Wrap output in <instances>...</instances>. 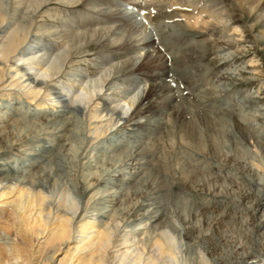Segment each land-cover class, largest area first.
<instances>
[{"label": "bare ground", "instance_id": "6f19581e", "mask_svg": "<svg viewBox=\"0 0 264 264\" xmlns=\"http://www.w3.org/2000/svg\"><path fill=\"white\" fill-rule=\"evenodd\" d=\"M4 3L0 0V264L57 259V264H111V252H119L116 264H181L179 240L193 254L185 264H264V141L229 109H216L206 132L192 122L193 112L188 119L189 109L166 83L168 64H149L160 55V37L141 35L135 7L120 0ZM177 3L168 0L170 6ZM82 4L86 10L78 8ZM196 10L183 17L205 23V9ZM258 10L264 11V0ZM42 34L61 44L51 51L39 48ZM100 41L124 51L146 50L136 69L142 84L136 80L130 90L127 79L109 80L115 64L132 61L128 50L115 63L109 54L104 63L93 56L94 73L76 65L59 80L63 65L74 63L75 50ZM182 67L169 73L183 75ZM13 88L23 89L25 101H4ZM141 93L142 102L127 116ZM34 103L32 111L26 109ZM81 120L86 129L78 135ZM41 140L62 150L46 164L33 144ZM229 143L231 155L224 150ZM249 145L259 161L244 154ZM237 148L246 151L240 155ZM15 158H31L32 169L17 175ZM58 179L71 189L49 194L46 184L54 188Z\"/></svg>", "mask_w": 264, "mask_h": 264}, {"label": "rangeland", "instance_id": "374dc122", "mask_svg": "<svg viewBox=\"0 0 264 264\" xmlns=\"http://www.w3.org/2000/svg\"><path fill=\"white\" fill-rule=\"evenodd\" d=\"M120 1L125 3V5H131L132 7H135V11L139 15V21L141 22L140 24H142L141 35L147 33V36L152 38L151 35L157 33L159 34L158 37H160V39L157 40V45H162L159 46L161 49L159 51L160 55H153V57H155V61L150 63V60L149 64H155L156 67H159L157 65H159L162 60H165V63L168 64L166 66V70H168V74L170 75L167 77L168 80L166 79V83H170L168 86L172 89V95L178 96L179 102L183 104L180 105L182 107L184 106L183 108L185 110H190H186V113H190L187 115L188 119H190V116L192 117L193 112V116L196 118H191V120H194L192 122H194L195 125H198V127L206 132V129L211 128L212 124L214 123L213 120L215 118L213 114L215 111H221V109L224 112L235 111L239 114V116H241V118L243 117L245 125L249 128V131H251V133L253 131L254 135H258L261 141H264V11L262 12L258 10L261 0H178L177 5L174 6H170L168 4V0H141L143 7L135 4L134 0ZM2 2L4 3V0H2ZM5 4L8 3H4V5ZM55 6L57 7V5ZM78 8L83 11L87 9V6L82 4ZM202 8L207 11L206 12L204 10L203 12V18L205 17L204 19L206 21L205 23L199 22V24L197 23L194 25L189 23L187 19L183 17L185 12H196V9L200 10ZM108 13H110V11ZM45 20L51 21L47 17H45ZM52 23L55 24V26H60L61 24V22L58 20H53ZM234 26H236L239 31L231 32V30H229ZM60 28L61 27H59V30ZM67 37L70 39L72 37V33H69ZM59 43V41L55 42L53 39L51 40L49 35L42 34L40 37L39 48L47 47L48 49L46 50L51 51L52 47L55 48L61 44ZM31 44H34V42H31ZM115 49L116 47H110V44L101 41L98 43H85L84 46L78 48L72 53L71 58L74 60V63L63 65L61 73L58 75L59 80L63 79L64 81L65 79L62 78L63 71L73 70L72 68L77 67L78 65L83 68V72H87L86 74H90L89 71L94 73L92 66V58H94L93 56L100 55L101 59L99 60L102 62H105V59L110 56L109 58L112 59V63H115L118 60H124V57H120L118 55H120V53L127 52L128 50V53L130 52L129 55L131 56L129 59L132 58V61H130L132 64H130L129 61H126L128 63H121L123 67L119 64H115L109 80H117L119 82L126 83L125 81L127 79L129 83H127V88H130V90L133 89L137 84H142L141 81L143 80L140 79V77L142 78V74H137L136 69L143 66V63L145 62L146 50H140L139 53L137 51H129V49H125L126 51L123 49V51L119 50V48L116 50ZM227 54L229 55L227 56ZM175 58L177 60L176 63L178 62L179 65L181 64V66H184L182 67L185 71L183 72V75L181 73L178 74V72H171L172 74L169 73V70H174L178 65H175ZM252 58L256 59L255 64H250L248 62ZM84 59H87L88 61H83ZM182 60H186L185 65ZM116 71H118V73H116ZM112 76L114 79H112ZM137 78L141 81H139ZM10 79L11 78H9L8 81ZM136 80L139 83H137ZM71 86L74 88L75 85L71 84ZM9 91L12 94L9 98L8 96L4 98L5 102L14 103L20 101V99L25 101L26 98L24 95H22L23 89L19 90L17 88H13ZM105 93L107 94L108 92ZM141 97L142 93L135 101L133 108L130 109L127 116L132 110L134 111L136 105H139L142 102L143 97ZM41 98L42 96L39 95L37 101ZM26 106V109H30L29 111H32L34 107H37L35 103L30 107L28 105ZM61 113L63 112L56 114L57 118L61 117ZM76 115L80 117L78 112L75 113V116ZM145 119L146 118L142 120ZM204 119L206 120L204 121ZM204 123L205 125L207 123V126H205ZM79 125L81 129H78L77 134L81 135L86 129V126L84 127V125H86V121L81 120ZM202 125H204L206 128ZM224 128H226L228 131L230 130L232 133H235L231 123H225ZM111 133H113V131ZM114 136H116V134ZM109 137V134H107V137L103 138L100 142H106L107 138ZM40 142H35L33 144H36L35 148L37 152H40L41 154L43 153L42 157L39 156L38 158L40 159L41 163H48L50 157H53L62 151L59 149L61 147L57 146V144H54L53 147L51 146L50 148L48 146L49 143L47 140H41ZM228 146L230 149L224 148V150L226 153H228V155H231L234 153V149L230 143ZM250 147L251 146L249 145V149H251L250 153H244L246 151L244 148H237V154H248L252 157V159L259 161L260 156L256 154L252 147ZM174 148L175 146L172 148V152L175 151ZM192 154H194V152H192ZM184 155L182 154V156L185 157L184 159H186L187 157ZM11 160L13 161L11 163L17 175L26 173L27 170L32 169L30 166V163L33 162L31 158H29L27 161H22L18 158ZM249 161L252 160L249 159ZM61 174H64V172L62 171ZM46 188L47 191L51 189L49 194L54 192V195L55 191L61 192L63 188L71 189V187H66L65 181L63 179H58L54 188L49 184H46ZM179 242H181L179 243V262L181 264H185L188 258L193 257V254H191L192 252L185 244L183 245L182 240H179ZM118 253L119 252L109 253V262L111 264H116V262L119 263ZM57 262L58 259L55 260L53 264H57Z\"/></svg>", "mask_w": 264, "mask_h": 264}, {"label": "snow or ice", "instance_id": "6c2138e0", "mask_svg": "<svg viewBox=\"0 0 264 264\" xmlns=\"http://www.w3.org/2000/svg\"><path fill=\"white\" fill-rule=\"evenodd\" d=\"M237 31H239V29H237Z\"/></svg>", "mask_w": 264, "mask_h": 264}]
</instances>
